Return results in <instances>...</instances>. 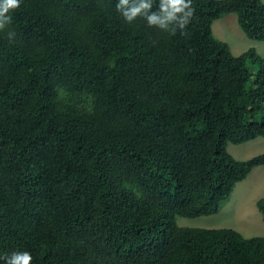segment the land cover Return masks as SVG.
Instances as JSON below:
<instances>
[{
	"label": "trees",
	"instance_id": "obj_1",
	"mask_svg": "<svg viewBox=\"0 0 264 264\" xmlns=\"http://www.w3.org/2000/svg\"><path fill=\"white\" fill-rule=\"evenodd\" d=\"M117 3L22 0L0 29V256L264 264V235L176 222L219 213L264 165L227 149L264 138V56L212 32L233 13L264 41V0H193L175 34Z\"/></svg>",
	"mask_w": 264,
	"mask_h": 264
},
{
	"label": "rangeland",
	"instance_id": "obj_2",
	"mask_svg": "<svg viewBox=\"0 0 264 264\" xmlns=\"http://www.w3.org/2000/svg\"><path fill=\"white\" fill-rule=\"evenodd\" d=\"M212 32L216 38L227 42L235 55L254 47L264 56V41H255L247 37L239 28L236 15L233 13L216 19L212 24ZM227 149L235 159L247 160L264 152V138L258 137L240 145L229 143ZM259 198H264V165L253 168L245 179L236 184L219 213L190 219L177 216L176 222L180 226L230 227L248 237L264 235V222L256 207V200Z\"/></svg>",
	"mask_w": 264,
	"mask_h": 264
},
{
	"label": "clouds",
	"instance_id": "obj_3",
	"mask_svg": "<svg viewBox=\"0 0 264 264\" xmlns=\"http://www.w3.org/2000/svg\"><path fill=\"white\" fill-rule=\"evenodd\" d=\"M22 0H0V29L11 22V10L18 8ZM117 10L126 21L131 22L138 15L143 16L148 25L175 34L183 30L193 13V0H159L158 11L150 12L153 0H118ZM12 33H9L11 36ZM5 264H30L32 256L28 251H13L10 255L0 256Z\"/></svg>",
	"mask_w": 264,
	"mask_h": 264
}]
</instances>
